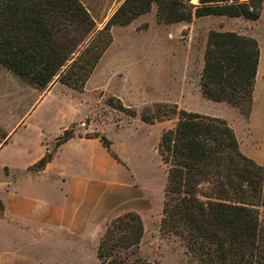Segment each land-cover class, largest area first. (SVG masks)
Returning a JSON list of instances; mask_svg holds the SVG:
<instances>
[{"label":"trees","instance_id":"16d2710c","mask_svg":"<svg viewBox=\"0 0 264 264\" xmlns=\"http://www.w3.org/2000/svg\"><path fill=\"white\" fill-rule=\"evenodd\" d=\"M192 1L126 0L98 29L81 0H0V65L39 90L60 82L81 92L112 46L113 29L131 25L155 4L158 22L173 25L212 15L256 20L264 3ZM204 60L200 85L205 98L252 106L260 65L256 39L212 31ZM167 108L158 105L142 115L147 123L178 117L159 144L168 170L162 230L183 238L200 264H264V166L242 153L226 120L176 105L167 115ZM74 136L66 131L56 149ZM95 137L112 153L106 137ZM53 157L48 153L31 170L42 171ZM144 235L138 213L116 217L101 237L98 259L101 264H151L141 255Z\"/></svg>","mask_w":264,"mask_h":264},{"label":"rangeland","instance_id":"374dc122","mask_svg":"<svg viewBox=\"0 0 264 264\" xmlns=\"http://www.w3.org/2000/svg\"><path fill=\"white\" fill-rule=\"evenodd\" d=\"M125 1L81 0L98 29ZM157 11L155 4L150 13L131 25L113 29L114 42L84 95L61 83L48 88L50 92L56 87L53 97L64 103L65 110L68 106L72 114L80 105L76 97L91 106L94 113L90 112L71 132L82 134L93 125L88 136L102 133L109 140L111 149L120 154V162L129 170L133 185H108L102 212L93 214L97 226L88 237L67 231L24 238L15 233L11 237V232L7 235V229L0 227V264H101L98 247L108 223L128 212L138 213L143 219L141 255L151 264H200L183 238L161 227L168 170L159 144L163 132L175 127L178 117L143 121V113L149 114L158 105L168 106L167 115H172L176 105L179 110L226 120L236 132L242 153L264 166V3L256 20L212 15L195 17L191 23L164 25L158 22ZM212 31L235 32L259 43L260 65L251 107L214 102L203 96L200 81ZM118 102L123 109L117 108ZM52 115L54 118L55 112ZM83 122L86 128H80Z\"/></svg>","mask_w":264,"mask_h":264},{"label":"crops","instance_id":"0c3cea01","mask_svg":"<svg viewBox=\"0 0 264 264\" xmlns=\"http://www.w3.org/2000/svg\"><path fill=\"white\" fill-rule=\"evenodd\" d=\"M55 90H39L0 65V227L11 237L48 231L88 237L108 185H133L120 154L88 136L93 125L56 149L58 139L94 110L76 97L80 105L72 114L53 97ZM51 152L53 160L45 169L31 170Z\"/></svg>","mask_w":264,"mask_h":264},{"label":"built area","instance_id":"2783aa9c","mask_svg":"<svg viewBox=\"0 0 264 264\" xmlns=\"http://www.w3.org/2000/svg\"><path fill=\"white\" fill-rule=\"evenodd\" d=\"M86 126H87L86 122L80 124V128H86Z\"/></svg>","mask_w":264,"mask_h":264},{"label":"bare ground","instance_id":"6f19581e","mask_svg":"<svg viewBox=\"0 0 264 264\" xmlns=\"http://www.w3.org/2000/svg\"><path fill=\"white\" fill-rule=\"evenodd\" d=\"M193 3H198V0H193Z\"/></svg>","mask_w":264,"mask_h":264}]
</instances>
